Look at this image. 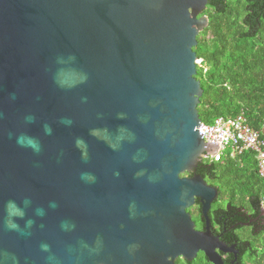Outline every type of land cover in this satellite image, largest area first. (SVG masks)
I'll return each mask as SVG.
<instances>
[{
    "label": "water",
    "instance_id": "water-1",
    "mask_svg": "<svg viewBox=\"0 0 264 264\" xmlns=\"http://www.w3.org/2000/svg\"><path fill=\"white\" fill-rule=\"evenodd\" d=\"M210 1L0 0V264H155L165 233L167 257L221 264L219 190L188 176L220 149L199 129Z\"/></svg>",
    "mask_w": 264,
    "mask_h": 264
},
{
    "label": "trees",
    "instance_id": "trees-1",
    "mask_svg": "<svg viewBox=\"0 0 264 264\" xmlns=\"http://www.w3.org/2000/svg\"><path fill=\"white\" fill-rule=\"evenodd\" d=\"M203 14L210 25L194 48L201 60L197 78L204 89L200 117L213 124L220 117L245 115L264 139V0H211ZM197 169L230 204L253 218L263 213L264 178L255 152L236 157L226 152L219 162L203 158ZM190 212L197 228H203L199 201Z\"/></svg>",
    "mask_w": 264,
    "mask_h": 264
},
{
    "label": "flooded vegetation",
    "instance_id": "flooded-vegetation-1",
    "mask_svg": "<svg viewBox=\"0 0 264 264\" xmlns=\"http://www.w3.org/2000/svg\"><path fill=\"white\" fill-rule=\"evenodd\" d=\"M195 174L200 175L198 169L188 176ZM210 218L212 233L220 244L216 253L221 264H264V211L259 217L253 218L245 209L230 204L221 196L219 190V197L212 205ZM146 243L156 244L154 247L158 248L155 259L158 263L155 264H172V261L174 264H215L204 252H200L193 261H189L184 255L176 257L175 260L167 257L169 241L166 233L163 238ZM148 260V257L139 256L134 264H151Z\"/></svg>",
    "mask_w": 264,
    "mask_h": 264
},
{
    "label": "built area",
    "instance_id": "built-area-1",
    "mask_svg": "<svg viewBox=\"0 0 264 264\" xmlns=\"http://www.w3.org/2000/svg\"><path fill=\"white\" fill-rule=\"evenodd\" d=\"M199 129L207 143L220 147L216 156L207 155L205 158L219 162L226 152L232 157L248 151L255 152L259 174L264 178V139L261 138L259 131L250 126L245 115L233 118L220 117L213 124L202 123ZM261 206L264 211V194Z\"/></svg>",
    "mask_w": 264,
    "mask_h": 264
}]
</instances>
